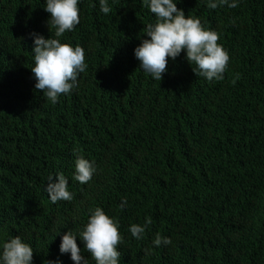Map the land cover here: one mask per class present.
<instances>
[{"label": "trees", "instance_id": "trees-1", "mask_svg": "<svg viewBox=\"0 0 264 264\" xmlns=\"http://www.w3.org/2000/svg\"><path fill=\"white\" fill-rule=\"evenodd\" d=\"M174 2L219 34L223 80L196 76L186 50L155 80L134 54L156 22L142 0H108V14L79 0L80 23L59 39L83 47L87 68L52 103L31 71V34L56 38L46 0H0V253L19 236L32 264H75L60 252L70 230L96 264L79 234L101 207L119 264H264V0ZM77 155L97 168L87 184L73 179ZM61 173L73 199L53 203L47 178ZM157 233L171 244L155 246Z\"/></svg>", "mask_w": 264, "mask_h": 264}, {"label": "clouds", "instance_id": "clouds-1", "mask_svg": "<svg viewBox=\"0 0 264 264\" xmlns=\"http://www.w3.org/2000/svg\"><path fill=\"white\" fill-rule=\"evenodd\" d=\"M156 17L155 24L149 23L145 32L150 39H143L134 49L140 67L155 80L161 81L162 74L167 71L168 58L175 60L182 51L186 50V60L192 66L195 75L205 77L209 82L221 81L228 67L229 54L218 43L219 34L206 29L199 18L186 16L177 7L174 0H142ZM101 11L108 14L111 8L108 0H99ZM79 0H46L45 10L50 13L49 28H55L56 38H44L32 33L34 37V66L31 71L36 79L35 88L42 90L46 98L56 103L61 95L70 93L77 86L78 76L85 72V51L80 45L73 47L69 43H62L59 39L66 32L74 30L80 23ZM227 5L229 8L238 6L237 0H208L207 7L215 9ZM239 78L238 76L236 77ZM235 83V79L233 80ZM93 162L77 155L75 160V174L73 179L81 184H87L96 173ZM49 176L45 191L51 202L71 201L72 193L68 190V180L61 173L57 182H52ZM127 201L120 205L123 208ZM89 220L79 237L84 241L85 249L90 253L96 264H119L121 253L118 246L122 242L117 222L109 217L101 207L90 209ZM132 224L130 232L136 239H143L147 225ZM76 235L70 230L63 234L60 244L61 253L71 254L75 264H88V260L81 254L76 242ZM154 245L159 247L171 244L168 237L157 233ZM33 248L23 242L19 236L3 243L0 253V264H32ZM48 264H54L48 261Z\"/></svg>", "mask_w": 264, "mask_h": 264}]
</instances>
